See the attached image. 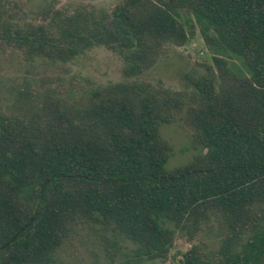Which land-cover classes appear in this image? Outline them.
Here are the masks:
<instances>
[{
    "label": "trees",
    "instance_id": "trees-1",
    "mask_svg": "<svg viewBox=\"0 0 264 264\" xmlns=\"http://www.w3.org/2000/svg\"><path fill=\"white\" fill-rule=\"evenodd\" d=\"M0 0V49L69 62L103 46L127 77L153 67L196 31L212 52L186 88L129 81L85 101L22 86L0 106V264H51L95 224L132 241L131 264L166 260L176 231L194 241L182 264H264V0H118L109 12L50 9L18 22ZM191 131L192 161L160 126Z\"/></svg>",
    "mask_w": 264,
    "mask_h": 264
},
{
    "label": "rangeland",
    "instance_id": "rangeland-1",
    "mask_svg": "<svg viewBox=\"0 0 264 264\" xmlns=\"http://www.w3.org/2000/svg\"><path fill=\"white\" fill-rule=\"evenodd\" d=\"M118 0H11L6 13L18 22L38 21L46 10L62 9L70 12L84 8L97 13L109 12ZM212 52L198 30L184 45L169 44L158 62L142 74L127 77L126 63L112 50L97 46L69 62L34 57L27 59L16 49H0V106L14 98L15 92L30 84L43 89L51 86L64 97L85 101L92 91L119 82L139 81L179 90L186 88L189 73L204 74L212 63ZM160 132L172 146L173 154L166 163L167 169L187 164L197 150L192 146L191 131L178 122L165 123ZM216 229V228H215ZM201 231L194 241L176 231L174 245L166 260L144 261L142 264H182L183 253L192 245L200 244L214 251L221 244L217 230ZM135 245L124 236L104 230L95 224L94 230L85 227L70 236L57 251L51 264H131Z\"/></svg>",
    "mask_w": 264,
    "mask_h": 264
}]
</instances>
